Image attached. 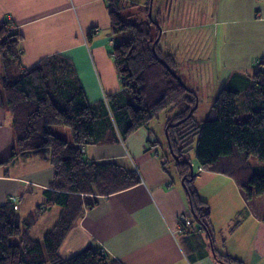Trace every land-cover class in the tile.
<instances>
[{"label":"trees","instance_id":"1","mask_svg":"<svg viewBox=\"0 0 264 264\" xmlns=\"http://www.w3.org/2000/svg\"><path fill=\"white\" fill-rule=\"evenodd\" d=\"M112 1L111 30L122 38L112 44V57L123 90L106 102H88L74 64L63 55L20 70L22 36L12 22L0 25V108L12 117L11 151L14 157L37 156L55 172L43 193L47 198L43 208L22 217L17 199L0 206V264H122L95 244L67 259L60 255L67 236L97 205L98 197L141 182L136 170L113 161L88 160L83 148L124 141L167 111L174 113L166 122L171 150L168 144L167 150L160 148L161 166L172 173L168 165L173 162L193 221L213 244L211 208L199 195L194 168L191 174V150L198 169L233 178L247 200L264 195V166L256 173L250 162L255 158L264 165V56L251 74L230 75L208 116L197 122V110L190 115L198 102L197 90L179 74L177 54L160 50L162 30L149 18L151 0L145 6ZM55 126L69 128L72 142L57 136ZM54 205L61 208L58 221L41 240L34 239L31 232L37 219ZM195 223L180 224L185 241L197 236L191 230ZM213 246L222 264H244L231 254L218 255Z\"/></svg>","mask_w":264,"mask_h":264},{"label":"crops","instance_id":"2","mask_svg":"<svg viewBox=\"0 0 264 264\" xmlns=\"http://www.w3.org/2000/svg\"><path fill=\"white\" fill-rule=\"evenodd\" d=\"M148 1L120 0L121 5L139 6ZM111 4L112 0H0V25L10 21L22 36L20 70L63 55L74 64L88 102L96 104L123 90L112 57L116 41L111 30ZM151 5L159 18L169 17L170 29L163 33L232 21L233 29L245 27L246 35L255 36L252 48L256 54L262 52L263 38L264 51V0H151ZM225 51L223 48L222 61ZM154 131L149 125L124 141L83 148L88 160L113 161L136 170L141 182L98 197L97 205L67 236L60 249L63 258L95 244L122 264H222L210 249L209 236L193 221L183 181L163 170L158 157L161 141ZM13 147L12 117L0 108V206L14 197L21 216L26 217L45 204L42 196L55 172L37 156L14 157ZM195 184L211 208L217 254H231L244 264H264V198H253L247 204L237 182L216 172L198 171ZM224 207L232 210L227 213ZM44 212L31 232L37 240L56 224L61 208L54 205ZM217 212L225 214L223 222L219 223ZM185 216L195 223L191 230L197 231L195 238L186 241L179 234ZM48 221L49 227H43Z\"/></svg>","mask_w":264,"mask_h":264},{"label":"rangeland","instance_id":"3","mask_svg":"<svg viewBox=\"0 0 264 264\" xmlns=\"http://www.w3.org/2000/svg\"><path fill=\"white\" fill-rule=\"evenodd\" d=\"M155 6L158 7L157 4ZM164 8L166 9V6L163 5V9ZM129 12L133 14V10ZM151 17L156 23L158 22L156 19H159L157 26L160 30L166 31L170 29V23L168 21L169 17L167 20L161 19L159 18V15L154 14V10L152 11V9ZM151 17L149 16V18ZM237 18L238 17H236V19ZM231 22L232 21L225 23L224 25L220 23L213 27L205 26L203 28L186 29L180 32H174V30H172L168 31L169 33H161L162 38L159 46L161 48L160 50L165 53L173 52L177 54L176 57L179 66V74L189 86H193L195 90H197L198 107L194 112L197 111L195 113L193 112L194 120L197 122H200L208 116L220 90L228 81L231 74L239 72L240 74L242 72L243 74H251L255 59L264 56L263 38L262 52L256 54L255 49L252 48L255 36L246 35L247 29L245 27L233 29L235 25H229ZM226 28H229V31H226ZM115 40L122 41V38L118 36L115 37ZM249 41H252V43H249ZM223 48H226V51L224 52V60L222 61L220 57ZM218 50L219 52H217ZM235 67H239L240 70H236ZM239 99H242V97ZM240 102L241 100H239V106H241ZM195 106L196 104L193 106V109ZM173 115L174 113L171 111L164 112L159 118L153 120L150 124L151 128L155 130L154 132L156 133L157 138L161 141V149L167 150L166 122L167 119L171 118ZM53 132L57 136L72 142L71 131L69 128L65 126H55ZM192 148H194V146ZM189 157L194 170L197 173L198 164L195 160L194 149L189 153ZM250 162L256 173L260 172L261 166H264L255 158L251 159ZM173 166V162H170L168 165L171 172L174 174L173 176H176ZM260 197L264 198V195L254 197V199ZM42 198L44 202L47 201L46 196L43 195ZM244 198L247 204L252 203L251 200L246 199V195ZM27 201L31 203V200ZM37 204L39 205V203ZM224 208L227 213L232 210L230 207ZM44 214L45 212L42 213V215ZM217 215L220 219L219 223L226 219L224 213L219 214L217 212ZM218 217H216V220H218ZM48 222L44 223L43 227L45 224H48V228L51 223Z\"/></svg>","mask_w":264,"mask_h":264},{"label":"water","instance_id":"4","mask_svg":"<svg viewBox=\"0 0 264 264\" xmlns=\"http://www.w3.org/2000/svg\"><path fill=\"white\" fill-rule=\"evenodd\" d=\"M151 9H152V5L150 6V14H149L150 17H151ZM161 33H162V31H161ZM197 107H198V102H197L195 108L191 110L190 115L193 114L194 110H195ZM190 115H189V116H190ZM166 135H167V130H166ZM170 150H171V147H170ZM171 152H172V151H171ZM190 167H191V174H192V176H193V175H194V174H193V168H194V167H193L192 164L190 165Z\"/></svg>","mask_w":264,"mask_h":264},{"label":"bare ground","instance_id":"5","mask_svg":"<svg viewBox=\"0 0 264 264\" xmlns=\"http://www.w3.org/2000/svg\"><path fill=\"white\" fill-rule=\"evenodd\" d=\"M209 240H210V243H211L210 244V249H211V251H213V254L216 255L215 249H214V246H213V243H212V239L210 238Z\"/></svg>","mask_w":264,"mask_h":264},{"label":"built area","instance_id":"6","mask_svg":"<svg viewBox=\"0 0 264 264\" xmlns=\"http://www.w3.org/2000/svg\"><path fill=\"white\" fill-rule=\"evenodd\" d=\"M111 43H113V42L111 41ZM199 171H202V169H199ZM12 200H13V201H16V198L13 197ZM182 220L185 222V221H186V218L183 217ZM183 221H182V223H183ZM186 222H187V221H186Z\"/></svg>","mask_w":264,"mask_h":264},{"label":"flooded vegetation","instance_id":"7","mask_svg":"<svg viewBox=\"0 0 264 264\" xmlns=\"http://www.w3.org/2000/svg\"><path fill=\"white\" fill-rule=\"evenodd\" d=\"M166 137H167V135H166ZM167 144L169 145L170 143H169V141H168V139H167ZM169 147H171L170 145H169ZM185 218H186V221H188V223H189V219L185 216ZM186 221H185V223H186Z\"/></svg>","mask_w":264,"mask_h":264}]
</instances>
